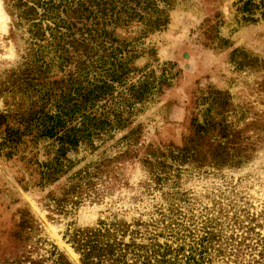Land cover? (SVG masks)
Instances as JSON below:
<instances>
[{"label":"rangeland","instance_id":"1","mask_svg":"<svg viewBox=\"0 0 264 264\" xmlns=\"http://www.w3.org/2000/svg\"><path fill=\"white\" fill-rule=\"evenodd\" d=\"M99 1L91 39L72 0H0V264L88 232L264 264V0Z\"/></svg>","mask_w":264,"mask_h":264},{"label":"trees","instance_id":"2","mask_svg":"<svg viewBox=\"0 0 264 264\" xmlns=\"http://www.w3.org/2000/svg\"><path fill=\"white\" fill-rule=\"evenodd\" d=\"M100 2L99 0H72L71 3H74V9L71 13L76 14V21L80 23L81 27H77L75 23L69 22L67 30L76 29L79 35L82 36L86 33L92 39V32L97 31L100 25L97 20V16L101 13ZM104 3L106 2L104 1ZM88 23H90L89 26ZM102 25L103 27L105 26V24ZM59 110L57 115L50 118L53 122H51L46 134L57 138V141L61 143L60 153H64L66 150H72L77 146L78 141L83 137L82 132H86V130L65 128L64 118L72 114L73 111L69 109L65 111L62 106L59 107ZM79 188V186H73V189L69 188L64 193L65 198L73 191H79ZM76 241V251L82 256V264H204L202 254L196 253L192 246L186 253L182 251V248H179L172 253L168 251L163 253L144 251L143 254H139L137 253L139 249L135 248L132 243H111L108 239L101 240L97 232L85 233ZM127 257H131V260H129L130 258L127 259ZM15 263L46 264L42 259L36 261L32 259H19ZM51 264L68 263L61 256L52 255Z\"/></svg>","mask_w":264,"mask_h":264}]
</instances>
